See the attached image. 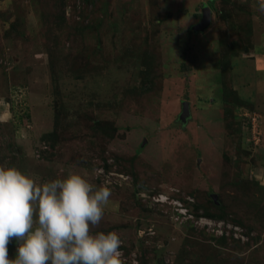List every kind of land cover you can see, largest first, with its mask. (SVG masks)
Returning <instances> with one entry per match:
<instances>
[{
  "label": "rangeland",
  "instance_id": "1",
  "mask_svg": "<svg viewBox=\"0 0 264 264\" xmlns=\"http://www.w3.org/2000/svg\"><path fill=\"white\" fill-rule=\"evenodd\" d=\"M0 166L110 188L124 264H264V0H0Z\"/></svg>",
  "mask_w": 264,
  "mask_h": 264
},
{
  "label": "clouds",
  "instance_id": "2",
  "mask_svg": "<svg viewBox=\"0 0 264 264\" xmlns=\"http://www.w3.org/2000/svg\"><path fill=\"white\" fill-rule=\"evenodd\" d=\"M111 195L79 173L37 183L0 166V264H124L120 236L91 230ZM13 240L16 255L9 259Z\"/></svg>",
  "mask_w": 264,
  "mask_h": 264
},
{
  "label": "water",
  "instance_id": "3",
  "mask_svg": "<svg viewBox=\"0 0 264 264\" xmlns=\"http://www.w3.org/2000/svg\"><path fill=\"white\" fill-rule=\"evenodd\" d=\"M202 13L203 15L201 22L198 25L194 26L195 32L204 31L210 25V20H211L210 10L205 6L202 10ZM187 115H188V106L185 103L183 105V111L180 115V118H184ZM212 198L215 200L216 198L215 195H213Z\"/></svg>",
  "mask_w": 264,
  "mask_h": 264
},
{
  "label": "built area",
  "instance_id": "4",
  "mask_svg": "<svg viewBox=\"0 0 264 264\" xmlns=\"http://www.w3.org/2000/svg\"><path fill=\"white\" fill-rule=\"evenodd\" d=\"M172 204H173V206L175 207V209L177 211L176 217H180V216L188 217L189 214H188L186 209L182 208L183 206L181 205V203L172 201Z\"/></svg>",
  "mask_w": 264,
  "mask_h": 264
},
{
  "label": "trees",
  "instance_id": "5",
  "mask_svg": "<svg viewBox=\"0 0 264 264\" xmlns=\"http://www.w3.org/2000/svg\"><path fill=\"white\" fill-rule=\"evenodd\" d=\"M211 204H212V206H213V208H215V209H217L218 207L216 206L217 204H215V201H214V203H213V201H211ZM220 208V207H219ZM198 210V206H192V211L197 215L198 214V212H196ZM205 213V212H204ZM174 215H176V213H174ZM205 215H210L211 217H215V218H217V219H220V218H223L224 216H223V214H221V213H217V214H213V213H209V212H207L206 211V213H205Z\"/></svg>",
  "mask_w": 264,
  "mask_h": 264
},
{
  "label": "bare ground",
  "instance_id": "6",
  "mask_svg": "<svg viewBox=\"0 0 264 264\" xmlns=\"http://www.w3.org/2000/svg\"><path fill=\"white\" fill-rule=\"evenodd\" d=\"M218 123V122H217ZM209 134V133H208ZM210 155V154H209Z\"/></svg>",
  "mask_w": 264,
  "mask_h": 264
}]
</instances>
